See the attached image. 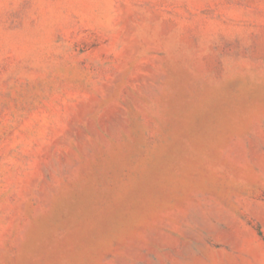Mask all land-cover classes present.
Returning <instances> with one entry per match:
<instances>
[{
  "label": "rangeland",
  "instance_id": "374dc122",
  "mask_svg": "<svg viewBox=\"0 0 264 264\" xmlns=\"http://www.w3.org/2000/svg\"><path fill=\"white\" fill-rule=\"evenodd\" d=\"M0 264H264V0H0Z\"/></svg>",
  "mask_w": 264,
  "mask_h": 264
}]
</instances>
